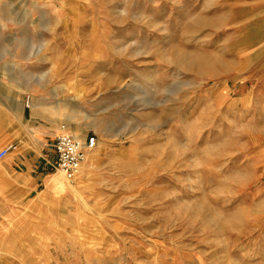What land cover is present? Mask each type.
<instances>
[{
  "label": "rangeland",
  "instance_id": "rangeland-1",
  "mask_svg": "<svg viewBox=\"0 0 264 264\" xmlns=\"http://www.w3.org/2000/svg\"><path fill=\"white\" fill-rule=\"evenodd\" d=\"M23 103L97 143L74 181L49 132L34 189L0 163V264H264V0H0Z\"/></svg>",
  "mask_w": 264,
  "mask_h": 264
},
{
  "label": "crops",
  "instance_id": "crops-1",
  "mask_svg": "<svg viewBox=\"0 0 264 264\" xmlns=\"http://www.w3.org/2000/svg\"><path fill=\"white\" fill-rule=\"evenodd\" d=\"M12 100L14 101L15 98H12ZM24 114V103L19 108L16 106H0V151L10 145L16 146V149L11 151L3 162L10 165L30 189H34L38 185L34 172L36 169L45 170L42 166V161L46 159L42 155L43 147L40 149L39 146H36L34 155L27 147L33 141L44 145L48 132L56 138L58 130L55 126L53 129L48 130L46 126L38 122H31L34 126L32 127L31 124L25 123ZM55 138L51 145L52 147Z\"/></svg>",
  "mask_w": 264,
  "mask_h": 264
},
{
  "label": "built area",
  "instance_id": "built-area-1",
  "mask_svg": "<svg viewBox=\"0 0 264 264\" xmlns=\"http://www.w3.org/2000/svg\"><path fill=\"white\" fill-rule=\"evenodd\" d=\"M30 104V97L26 100V106ZM95 136L87 137L85 140L78 139L71 134L61 133L56 136L52 147L53 163L46 161L56 172H60L68 181H74L82 172L88 156L96 148ZM15 145H10L0 151V163L7 158Z\"/></svg>",
  "mask_w": 264,
  "mask_h": 264
},
{
  "label": "bare ground",
  "instance_id": "bare-ground-1",
  "mask_svg": "<svg viewBox=\"0 0 264 264\" xmlns=\"http://www.w3.org/2000/svg\"><path fill=\"white\" fill-rule=\"evenodd\" d=\"M75 136H77L78 137V139H83L84 140V137H83V135H75ZM58 174H61L60 172H58ZM61 178L63 177L64 178V176L61 174V175H59ZM64 180V179H63ZM62 179L60 180V178L59 179H57V180H54L53 181V184H52V188H54V189H59V190H62L63 188H64V183H62V181H63ZM69 185V184H68Z\"/></svg>",
  "mask_w": 264,
  "mask_h": 264
}]
</instances>
